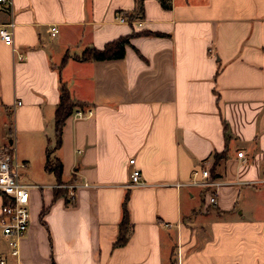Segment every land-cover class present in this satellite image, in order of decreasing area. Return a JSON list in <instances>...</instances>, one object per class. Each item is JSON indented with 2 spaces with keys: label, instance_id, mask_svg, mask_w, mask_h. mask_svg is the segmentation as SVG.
<instances>
[{
  "label": "crops",
  "instance_id": "crops-1",
  "mask_svg": "<svg viewBox=\"0 0 264 264\" xmlns=\"http://www.w3.org/2000/svg\"><path fill=\"white\" fill-rule=\"evenodd\" d=\"M11 1L0 3V25L14 24L12 44L0 39V149L32 186L18 255L0 232V256L264 264V0H170L169 9L144 0L133 22L134 0ZM131 33L123 58L79 59ZM62 83L92 116L66 118L50 153L57 181L44 165ZM130 158L142 185L130 186ZM201 168L219 183L215 204L210 188L176 186ZM125 195L129 233L113 247Z\"/></svg>",
  "mask_w": 264,
  "mask_h": 264
},
{
  "label": "built area",
  "instance_id": "built-area-1",
  "mask_svg": "<svg viewBox=\"0 0 264 264\" xmlns=\"http://www.w3.org/2000/svg\"><path fill=\"white\" fill-rule=\"evenodd\" d=\"M0 3L6 6H11V0H0ZM12 22L0 25V39L7 44H12ZM51 36H55L58 33L56 26H51L48 29ZM20 58V57H19ZM74 115L78 118H87L92 116V110L76 109ZM239 157L242 156V152L237 153ZM129 165H132L130 172V186L142 185L141 171L135 166V160L130 158ZM24 165L19 163L13 154L8 150H0V194L3 196V202L0 205V232L5 238L9 254L12 257H17L19 241L27 233L30 223V211H29V188L32 185H26L19 181L18 170ZM264 182V180H262ZM219 185L215 180L210 178L208 169L201 168L200 170H193L190 178L186 182L176 183L177 187H204L212 189L208 203H216V190ZM61 186V185H57ZM87 186V184H83ZM70 189V195L73 196L74 190L78 185H67ZM165 227H171V224L166 223ZM0 264H10L7 260L0 256ZM19 264V263H13Z\"/></svg>",
  "mask_w": 264,
  "mask_h": 264
},
{
  "label": "trees",
  "instance_id": "trees-1",
  "mask_svg": "<svg viewBox=\"0 0 264 264\" xmlns=\"http://www.w3.org/2000/svg\"><path fill=\"white\" fill-rule=\"evenodd\" d=\"M143 1L144 0H134L135 9L134 12L128 15V21L133 22L134 20L142 19L144 10H143ZM160 5L164 9H169L171 7L170 0H158ZM134 33H131L128 36L120 37L116 40L110 41L105 44L102 49H97L94 47H88L83 50L79 59L80 60H110V59H120L123 58L125 54V46L129 44L130 38L134 36ZM59 102L54 111V146L53 148H47L46 150V160L44 168L48 172L54 173L57 181H60L61 176V162L57 158H51L50 153L51 149L56 150L60 147L61 144V136H62V128L64 122L68 116H70L75 109H82V105L77 101H74L69 93L67 87L62 83L59 88ZM225 135L228 137L226 133L225 127ZM3 150V149H0ZM222 153L215 154V159L220 160L223 156ZM59 191L54 189V197L59 196ZM64 194L66 202L69 204V199ZM128 195H125L123 203H122V217L118 224V234L116 240L113 243V247L121 246L125 243L129 233V217L128 210L126 207ZM42 214V213H41Z\"/></svg>",
  "mask_w": 264,
  "mask_h": 264
},
{
  "label": "rangeland",
  "instance_id": "rangeland-1",
  "mask_svg": "<svg viewBox=\"0 0 264 264\" xmlns=\"http://www.w3.org/2000/svg\"><path fill=\"white\" fill-rule=\"evenodd\" d=\"M21 169H22V168H20V169L18 170V177H19V178L21 177V175H20V174H21Z\"/></svg>",
  "mask_w": 264,
  "mask_h": 264
}]
</instances>
